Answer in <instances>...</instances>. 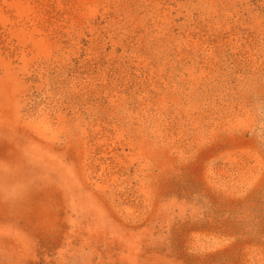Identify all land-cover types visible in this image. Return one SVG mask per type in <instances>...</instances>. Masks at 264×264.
Here are the masks:
<instances>
[{
    "label": "rangeland",
    "instance_id": "rangeland-1",
    "mask_svg": "<svg viewBox=\"0 0 264 264\" xmlns=\"http://www.w3.org/2000/svg\"><path fill=\"white\" fill-rule=\"evenodd\" d=\"M0 264H264V0H0Z\"/></svg>",
    "mask_w": 264,
    "mask_h": 264
}]
</instances>
